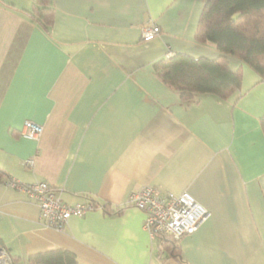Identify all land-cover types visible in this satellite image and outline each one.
I'll list each match as a JSON object with an SVG mask.
<instances>
[{
	"label": "crops",
	"instance_id": "crops-1",
	"mask_svg": "<svg viewBox=\"0 0 264 264\" xmlns=\"http://www.w3.org/2000/svg\"><path fill=\"white\" fill-rule=\"evenodd\" d=\"M50 1L46 31L28 14L34 0H0V248L11 263L66 250L80 264H180L163 261L143 211L125 205L150 186L209 212L181 241L187 264H264V81L230 57L242 74L232 96L184 100L154 70L175 53L220 55L195 39L207 0ZM151 24L161 33L144 41ZM26 121L43 126L39 140L22 137ZM10 180L45 181L68 205L126 208L58 231Z\"/></svg>",
	"mask_w": 264,
	"mask_h": 264
},
{
	"label": "trees",
	"instance_id": "trees-1",
	"mask_svg": "<svg viewBox=\"0 0 264 264\" xmlns=\"http://www.w3.org/2000/svg\"><path fill=\"white\" fill-rule=\"evenodd\" d=\"M46 31L52 27L55 9L50 0H34L28 11ZM198 43L214 44L219 52L215 59L194 58L175 53L155 63L157 77L181 94L184 100L196 95L213 94L226 99L240 88L241 71L230 68L229 58L235 57L252 68L264 81V0H207L196 31ZM3 173L0 170V178ZM105 213H120L124 206L112 207L90 201ZM158 247L165 255L187 264L182 257L181 241L168 235H156ZM28 264H80L77 257L66 250L37 254Z\"/></svg>",
	"mask_w": 264,
	"mask_h": 264
},
{
	"label": "built area",
	"instance_id": "built-area-1",
	"mask_svg": "<svg viewBox=\"0 0 264 264\" xmlns=\"http://www.w3.org/2000/svg\"><path fill=\"white\" fill-rule=\"evenodd\" d=\"M160 33L158 25H147L142 31V39L151 41ZM42 133V125L26 121L21 135L30 140H39ZM25 164L32 167L34 161L31 159ZM7 185L24 192L29 200L36 202L41 210L42 223L58 231H62L72 217H82L90 211L100 209L90 202L66 204L60 191L45 181L24 185L19 181L10 180ZM125 205L143 211L144 228L153 237L168 235L176 241L193 235L209 215L208 210L188 192L165 194L158 188L150 186L131 193ZM0 264H12L9 255L2 248Z\"/></svg>",
	"mask_w": 264,
	"mask_h": 264
}]
</instances>
